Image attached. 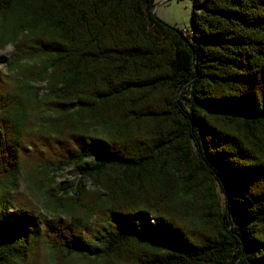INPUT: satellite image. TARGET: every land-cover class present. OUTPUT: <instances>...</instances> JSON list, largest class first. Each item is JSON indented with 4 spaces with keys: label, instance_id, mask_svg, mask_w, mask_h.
Returning <instances> with one entry per match:
<instances>
[{
    "label": "trees",
    "instance_id": "trees-1",
    "mask_svg": "<svg viewBox=\"0 0 264 264\" xmlns=\"http://www.w3.org/2000/svg\"><path fill=\"white\" fill-rule=\"evenodd\" d=\"M154 7L0 0V264H264V0Z\"/></svg>",
    "mask_w": 264,
    "mask_h": 264
},
{
    "label": "rangeland",
    "instance_id": "rangeland-1",
    "mask_svg": "<svg viewBox=\"0 0 264 264\" xmlns=\"http://www.w3.org/2000/svg\"><path fill=\"white\" fill-rule=\"evenodd\" d=\"M154 2V13L160 20L177 29L189 27L191 0H154ZM11 51L10 47L0 49V74L2 75L5 74L4 63ZM71 180L73 178L69 174H66L58 181L64 182ZM14 199L16 205L31 208L36 218L40 219L43 215H48L43 206V197L38 193L31 195L23 181L20 182L14 194ZM46 258V250L40 244L36 253V263L33 264H46Z\"/></svg>",
    "mask_w": 264,
    "mask_h": 264
},
{
    "label": "built area",
    "instance_id": "built-area-1",
    "mask_svg": "<svg viewBox=\"0 0 264 264\" xmlns=\"http://www.w3.org/2000/svg\"><path fill=\"white\" fill-rule=\"evenodd\" d=\"M182 32L185 33V34H187V33H189V30L184 27V28H182Z\"/></svg>",
    "mask_w": 264,
    "mask_h": 264
}]
</instances>
